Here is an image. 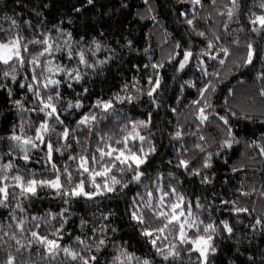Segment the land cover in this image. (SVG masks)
<instances>
[{"label":"trees","instance_id":"1","mask_svg":"<svg viewBox=\"0 0 264 264\" xmlns=\"http://www.w3.org/2000/svg\"><path fill=\"white\" fill-rule=\"evenodd\" d=\"M202 2L203 7L196 6L197 19L194 21L196 28L204 31L209 38H213L214 35L221 37L220 41H214L213 55H216L215 45L223 44L230 49V55L226 58L224 65L216 59L201 55L203 67L207 68L209 75L203 74L196 57L201 48L205 47V38L197 35V32L192 30V26L186 23L185 13L187 18H191L193 14L190 0H147V2L145 0H92L91 3L89 0H0V37H3L10 28H14L11 25V19H16L21 24L25 20L32 23L31 29L24 26L23 34L26 37H31L34 32L49 29L55 34L52 26L58 25L72 33L74 48L83 47L86 50L89 64L110 57L102 65L96 63L95 68H85L84 65H80L83 79L79 84L68 81L72 84L71 88L66 84L61 85V98L57 102V109L61 119L70 129L75 127L81 114L92 110L91 106L98 96L107 99L113 93H119L122 96L138 95L139 99L131 103H115L116 115L121 117L120 122H102L93 132L98 131L106 141L108 137H112L110 142L115 146V140L123 134L121 125L126 122L125 117L133 120L147 119L148 114L151 113V124L147 129H140V132L146 137L145 149L148 148L149 140L156 148L155 152L149 154L147 164L141 166V170L145 171L151 179L142 178V184L129 185L118 194L92 199L62 198L56 194L55 190L38 189L36 197L25 198L19 196L17 189V199H12L10 195L9 207L5 209L0 206V226H2L0 228V264H4L8 252L16 257V264H48L49 261L44 248L36 243H33L30 249L24 248L19 253L16 252L11 233L16 231L19 238V230L15 228V222L11 219L10 213L17 200L22 202L26 210L21 213L17 209L15 212L17 217L27 216L31 219L32 215L45 214L48 210L55 213L64 209L68 222L63 230L61 243L77 251L80 250V245L75 237L79 235L86 243L90 242L87 237L91 236L89 229L94 225L104 222L110 225V229L116 228V232L113 233L111 230L108 232L109 247L106 253L100 254L102 264L116 254L112 242L116 247H126L128 251L134 252L139 257L154 259L155 264H169L163 261V258L156 254V249L139 235L135 222L129 220L127 211L136 193L144 194L143 184L151 187L157 173L164 174L163 182L167 184L169 172L175 173L176 178L182 182L177 186V190L191 201L192 219L198 217L205 223L209 222L207 209L211 205L213 209L211 219L217 224L220 220L227 219L234 228L231 235L223 231L222 226L218 228L213 241L217 251L209 254L208 264H264V225L258 224L255 228L252 227L258 216L264 219V196H261L264 192V155H261L260 148L252 143L255 140L264 145V139L261 137L264 133V95L260 92L264 88V76L258 75L264 73V32L259 34L252 32V25L247 19L250 12L261 11L259 4L262 0H238L241 7L231 20H228L225 8V5L231 7L230 0H216L215 5H211V0H202ZM225 23H227V30L224 27ZM37 24L40 25L39 28ZM80 37L84 38L83 41H80ZM236 39L239 40L238 45L232 43ZM76 41H80V44L77 45ZM60 42L63 43V41ZM176 42L180 43V48H176ZM96 43L100 45L99 50H96ZM248 43L253 45L256 53L251 64L244 63ZM29 47L31 49L32 46ZM184 48L191 50L194 55L185 68L178 71ZM89 49L91 51H88ZM93 52L95 55L92 54ZM56 55L58 58L61 56L59 53ZM64 63L68 64V61L64 60ZM74 64L75 61L68 66L72 67ZM154 64H161L162 67L153 69ZM25 71L29 69L25 68ZM157 72L161 82L153 93L156 101V104H153L147 95L148 77L152 76L154 81ZM213 72H218L219 76L211 75ZM20 79H23L22 74L18 75V80ZM189 80L196 87L187 84ZM210 80L215 84L216 91L213 94L205 91L204 96L215 107L216 112L228 115L238 141L231 148L222 146L221 142L226 135L222 126L217 127L218 121L212 116L209 117L213 120L211 125L202 124L197 128L199 121L194 114L196 105L192 104V101L201 99L197 89ZM0 83H6L12 88L11 97L6 89L0 88V137L6 138L13 127H16L18 131L21 122L25 124V135H34V128L38 127L43 113L22 111L12 102L23 96L25 109L37 108L38 105L32 102L31 93L21 89L18 83L11 82L10 78L5 80L2 75H0ZM124 85H127V90H124ZM84 88L88 89L87 93L83 91ZM137 88L142 91L137 93ZM229 89L231 92L228 91ZM77 99L81 101L82 108H71L65 111L67 104L69 102L74 104ZM172 108L176 111H171ZM206 111L211 112V109ZM231 112H235L236 115L231 116ZM245 116L252 118L246 119ZM111 119L113 117H109V120ZM29 124L32 125L31 129L28 127ZM49 124H53L51 119ZM177 124L182 126L185 133L182 140H176L170 135L175 131ZM128 127L130 128L131 125L129 124ZM60 130L57 127V131ZM75 135L81 141L80 147L72 143L71 149L61 148V152L53 153L52 162L61 169L62 184L65 164L68 165L74 181L81 178L77 171L78 161L69 160L68 156L91 154L97 147L98 136L93 134L88 137L86 128L78 129ZM200 136L205 139L200 140ZM45 138L47 139V135ZM51 139L54 148L65 143L63 140L58 142L55 133H52ZM135 143L139 145V141ZM196 143L203 145L205 148L203 153L194 147ZM9 144L7 139L0 140V165L7 164L11 160L14 165L11 174H15L17 167L21 174H24L26 167L34 171L37 177L51 178L52 170L50 163H45L43 145L39 149H33L29 154L31 159L26 162L16 149L9 154ZM84 145H87L86 153ZM103 146L104 144L101 143L100 147ZM209 152L213 153L212 167L208 170L201 169V171L209 176L210 183H204L201 176L188 175L183 169L176 167L178 154L186 159L195 157L193 164H197L202 162V157ZM96 155L99 160V154L96 153ZM89 167L96 171L101 170V165L93 164L91 160ZM233 167H236L238 171L233 172ZM87 175L85 173V177ZM111 175L117 176L118 179H128V174L122 176L116 168L111 170ZM105 178L108 177L98 176L96 180L101 183ZM171 182L175 184V180ZM8 183L11 184V181ZM65 187H67L66 184ZM90 188L91 185L85 179V190ZM253 188L255 192L251 191ZM238 189L250 192L251 195L243 196ZM9 191H12L11 187ZM65 199L69 202L64 203ZM230 200H236L238 206L248 207L250 210L255 208V211L251 215L232 213L231 205L221 203V201ZM197 201L202 207H197ZM109 212L112 215L102 221L101 214ZM82 218L87 221V226L83 230L80 227ZM9 224L13 225L11 229L8 228ZM194 231L195 229L189 230L190 234ZM175 233L176 230L173 229L161 234L157 245L177 244L181 256L174 264H200L199 253L195 250L188 252L187 245L178 244L174 239ZM21 242L26 243L24 239H21ZM55 264H75V262L60 253Z\"/></svg>","mask_w":264,"mask_h":264},{"label":"snow or ice","instance_id":"2","mask_svg":"<svg viewBox=\"0 0 264 264\" xmlns=\"http://www.w3.org/2000/svg\"><path fill=\"white\" fill-rule=\"evenodd\" d=\"M91 2L92 0H89V3ZM230 2L231 7L225 5L228 20H231L241 7L238 0H230ZM190 3L193 8V14L191 18H187V14L185 13L186 23L192 26V30L196 31L197 35L205 38V47L201 48L200 53H197L196 57L198 66L202 67L203 74L209 75L207 68L203 67V61L200 59L201 55H206L210 59H216L221 65H224L226 58L230 55V49L223 44L215 45L216 55H213L214 41H220L221 37L214 35L213 38H209L204 31L196 28L194 24V21L197 19L195 15L196 6L203 7L204 5L202 0H190ZM215 3L216 0H211V5H215ZM259 8L260 12H250L247 16L248 22L252 25L251 31L257 34L264 32V0L259 4ZM22 24L18 23L16 19H11V25L14 28H10L3 37H0V75L5 80L10 78L11 82L18 83L21 89H26L32 95V102L38 105L37 108L25 109L23 103L25 97L22 96L21 99H14L12 101L18 109L43 113V117L38 127L34 128V135H25V124L21 122L18 126V131L16 127H13L8 136L6 138L0 137V140L7 139L10 142L9 154L16 149L21 154V158L26 162L31 159L30 152L33 149H39L43 145L45 149V163H50L52 176L51 178L37 177L34 171L28 170L26 167L24 174H21L18 167L15 174H11L14 168L11 160L7 164L0 165V182H2L0 183V206L7 209L9 207L8 201L10 195L12 199H17V189L19 190V196L25 198L36 197L38 189H50L55 190L56 194L62 198L84 197L92 199L108 196L109 194H118L120 190L128 188L129 185H140L143 183L142 178L151 179L150 176L146 175L145 171L141 170V166L147 164L149 154L155 152L156 148L149 140L148 148L145 149L144 142L146 141V137L141 135L140 132V129H147L151 124V113L148 114L147 119L133 120L125 117L124 120L126 122L121 125L123 134L115 140V146L110 142L112 137H108L106 141L105 137L101 136L98 131L93 132L94 129L99 128L102 122H120L121 117L116 115L117 109L115 108V103H131L139 99L138 95L133 96L128 94L122 96L119 93H113L107 99L98 96L91 106L92 110L81 114L76 121L75 127L71 129L64 123L58 112L57 102L61 98V85L66 84L67 87L71 88L72 84L68 83V81H74L79 84L83 79L80 65H84L85 68H95L96 63L102 65L110 57L89 64L86 58V50L83 47H73L71 32L65 31L58 25H53L55 34L49 29L38 33L34 32L31 37H26L23 34L25 30L24 26L31 29L32 23L25 20ZM39 26L37 24V28ZM224 27L227 30V23H225ZM83 39V37H80V41H83ZM60 41H63V43ZM80 41H76V44L79 45ZM232 43L238 45L239 40H233ZM30 45L32 46L31 49ZM180 47V43L176 42V48ZM99 48V43H96V50H99ZM246 48L247 52L244 63L251 64L256 53L251 43H248ZM88 51H91V49ZM57 53L61 54L59 58L56 55ZM92 54L95 55V52ZM193 55L191 50L187 48L182 49L183 59L179 61L177 70H183ZM64 60H67L68 64H72L75 61V64L69 67L68 64L64 63ZM152 67L153 69H158L162 65L154 64ZM25 68H28L29 71H25ZM21 74L23 79L18 80V75ZM211 75L219 76V73L213 72ZM258 75L264 76V73ZM148 82L147 95L152 100V103L156 104L153 93L160 86L159 73H156L154 81L153 77L149 76ZM186 83L192 87H196L191 80ZM0 88L6 89L8 95L12 96V88L8 87L6 83H0ZM124 90H127V85H124ZM83 91L87 93L88 89L84 88ZM141 91L140 88L136 89L137 93ZM205 91H208L210 94L215 93L216 86L211 80L204 84L203 87L197 89L201 99L192 101V104L196 105L194 114L199 121L197 128L202 124L211 125L213 120H210L209 117L212 116L214 120L218 121L217 127L222 126L226 135V138L221 142L222 146L231 148L238 141L230 125L229 117L215 111V107L205 98ZM228 91L231 92V89ZM260 92L261 95H264V88ZM201 100H203V105H201ZM225 103H227V100H225ZM71 108L81 109V101L77 99L74 104L69 102L65 111ZM206 109H211V112L206 111ZM171 111L175 112L176 109L172 108ZM235 115V112H231V116ZM109 117H113V119L109 120ZM245 118L251 119L252 117L245 116ZM50 119L53 121L52 125L49 124ZM129 124L131 125L130 128L128 127ZM28 127L31 129L32 125L29 124ZM57 127L61 130L57 131ZM85 128L87 129L88 137H91L93 134L98 136L96 150L91 154H70L68 156L69 160L78 161L77 171L81 178L78 181H74L72 173L68 170V165L65 164L63 167L64 183L62 184L61 169L57 167L55 162H52L53 153L61 152V148L71 149L72 143L80 147L81 141L75 133L78 129L83 130ZM52 133L56 134L58 142L63 140L65 143L61 144L60 147L54 148L51 139ZM46 135L47 139L45 138ZM170 135L176 140H182L185 133L182 130V126L177 124L175 131L170 133ZM261 137L264 139V133L261 134ZM199 139L204 140L205 138L200 136ZM136 141H139V145L135 143ZM101 143L104 144L103 147H100ZM252 143L256 144L260 148V154L264 155V145L259 144L255 140ZM194 147L202 153L205 151V148L200 143H196ZM83 148L86 153L87 145H84ZM96 153L99 154V160ZM212 157L213 153H207V155L202 157V162H197V166V164H193L195 157L186 159L178 154L176 167L183 169L188 175L201 176L204 183H210L209 176L205 175L201 169L208 170L212 167ZM90 160L93 164H100L101 170L96 171L94 168H90ZM113 168H116L122 176L128 174V179H118L117 176L111 175ZM232 171L236 172L238 169L233 167ZM85 173L88 174L87 177H85ZM167 175L169 177L167 184L163 182V173L156 174V180L151 187L148 184H143L145 189L144 194L141 195L137 192L127 209L129 220L135 222L139 235L151 247L156 249V254L161 256L163 261L174 264L181 256V251L177 248L176 243L164 244L162 246L157 245V240L161 234L175 229L174 239L177 240V243L181 246L187 245L188 252H192L193 250L198 252L200 264H208L209 254H214L217 251L213 241L218 228L222 226V230L229 235L233 234L234 228L227 219L220 220L218 224L212 220L211 214L213 209L211 205L207 209L209 222L205 223L204 220L198 217L192 219L191 201L187 200L183 193L177 190V186L182 182L176 178V174L173 172H169ZM98 176L108 178L98 183L96 180ZM85 179L91 185L90 190H85ZM172 180H175V184L171 182ZM8 181H11V184ZM65 184L67 187H65ZM10 187L12 189L11 192L9 191ZM238 191L243 196L251 195L250 192L242 191L241 189H238ZM251 191L255 192L256 190L253 188ZM261 196H264V192L261 193ZM68 202L67 199L64 200V203ZM221 203L231 205L230 211L236 214L251 215L255 211V208L250 210L248 207L238 206L236 200L221 201ZM197 207H202L198 201ZM17 209L21 213L26 211L19 200H17L12 213H10L11 219L15 222V228L19 230V238L16 231H12L11 233V239L15 241L16 252L19 253L24 248L30 249L33 243H36L44 248L45 255L49 257L48 264H55L60 253H63L65 257H70L75 264H102L100 254L106 253L109 247L108 232L109 230L113 233L116 232V228L110 229L108 223L101 222L99 225H94L89 229L91 236L87 237L90 242L86 243L79 235L75 237L76 242L80 245V250L77 251L61 243L63 240V230L68 222L67 217L64 215V209L55 213L48 210L45 214L32 215L31 219L27 216L17 217L15 215ZM111 215V212L101 214L102 221L107 220ZM258 224L264 225V219L259 216L255 219L252 227L255 228ZM86 226L87 221L82 218L80 222L81 229L83 230ZM12 227V224L8 225L9 229ZM190 229H195V231L190 234ZM25 233L29 235L25 236ZM21 239H24L26 243H22ZM112 247L115 249L116 254L112 255L110 260H105L104 264H133V262L135 264H155L154 259L139 257L134 252L128 251L126 247H116L114 242H112ZM249 258L251 259V257ZM4 264H16V257L11 252H8Z\"/></svg>","mask_w":264,"mask_h":264}]
</instances>
